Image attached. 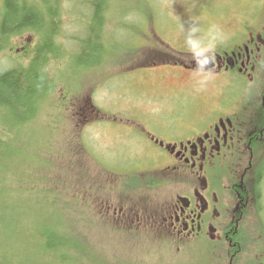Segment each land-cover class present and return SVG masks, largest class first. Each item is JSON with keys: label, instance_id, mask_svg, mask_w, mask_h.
Masks as SVG:
<instances>
[{"label": "rangeland", "instance_id": "1", "mask_svg": "<svg viewBox=\"0 0 264 264\" xmlns=\"http://www.w3.org/2000/svg\"><path fill=\"white\" fill-rule=\"evenodd\" d=\"M112 1L106 31L112 42L101 59L92 61L105 63L85 70L71 56L85 37L90 0H60L58 43L64 51L49 72L54 77L58 67L64 69L65 81L56 80L42 122L32 125L36 145L43 141L38 137L48 136L50 142L35 151L40 161L19 168L24 176L14 185L30 195L24 202L37 207L42 201L52 219L65 225L67 231H61L69 235L66 257L71 264H230L227 246L182 248L171 241L159 214L191 180L139 133L141 127L159 130L166 117L159 104L167 97L179 100L176 106L188 112L219 107L224 81L214 77L203 88L195 83L183 27L195 19L204 33L212 24L223 29L230 18L241 19L245 27L254 21L261 27L264 0ZM3 7L0 0V28ZM223 35V47L232 46L234 37L224 29ZM4 45L2 68L27 66L36 55L38 37L25 34ZM258 80L264 82V77ZM253 88L239 81L228 95L236 98ZM22 143L16 144L15 165L26 164L19 161L20 151L29 157V147ZM257 172L262 178L261 218H256L255 235L246 226L250 238L233 264H264V145L256 155Z\"/></svg>", "mask_w": 264, "mask_h": 264}, {"label": "flooded vegetation", "instance_id": "2", "mask_svg": "<svg viewBox=\"0 0 264 264\" xmlns=\"http://www.w3.org/2000/svg\"><path fill=\"white\" fill-rule=\"evenodd\" d=\"M224 25L234 43L219 46L211 65L214 77L224 81L219 107L188 112L176 106L179 100L164 98L166 117L159 133L142 127L139 134L191 180L159 214L171 241L182 248L202 243L206 248L227 246L233 264L243 253L245 238H250L246 226L250 224L255 235L263 210L256 155L264 145V82L258 80L264 77V25L257 27L254 21L245 27L238 18ZM239 81L257 87L256 96L253 88L229 97V89Z\"/></svg>", "mask_w": 264, "mask_h": 264}, {"label": "trees", "instance_id": "3", "mask_svg": "<svg viewBox=\"0 0 264 264\" xmlns=\"http://www.w3.org/2000/svg\"><path fill=\"white\" fill-rule=\"evenodd\" d=\"M60 4V0H4L0 54L10 38L25 34L37 36L38 45L29 65L12 69L0 66V264H48V257L55 259L50 264H71L66 257L69 235L61 231H67L65 225L63 228V224L52 219L47 211L50 207H42V201L37 207L24 202L23 198L30 195L14 185L18 177L24 176L19 168L24 170L29 162L40 161L35 151L49 146L48 136L38 137L43 140L38 145L32 141L37 136L32 125L38 120L42 122L56 80L65 81L64 69L58 67L54 77L49 72L52 61L59 60L64 51L58 43ZM87 5L90 19L85 37L80 41V50L71 56L85 70L105 63L92 61L98 56L101 59L112 42L108 41L106 31L114 9L112 0H90ZM21 142L29 147V157L27 152L20 151L19 161L23 159L26 164L15 165L16 144ZM40 208L46 210L37 212Z\"/></svg>", "mask_w": 264, "mask_h": 264}, {"label": "clouds", "instance_id": "4", "mask_svg": "<svg viewBox=\"0 0 264 264\" xmlns=\"http://www.w3.org/2000/svg\"><path fill=\"white\" fill-rule=\"evenodd\" d=\"M182 33L183 47L188 54L187 60L195 65L193 79L200 88H203L214 79L211 65L215 60L218 46L224 44L226 40L223 29L218 24H212L202 33L199 22L193 19L187 27H183Z\"/></svg>", "mask_w": 264, "mask_h": 264}, {"label": "bare ground", "instance_id": "5", "mask_svg": "<svg viewBox=\"0 0 264 264\" xmlns=\"http://www.w3.org/2000/svg\"><path fill=\"white\" fill-rule=\"evenodd\" d=\"M19 27V26H18Z\"/></svg>", "mask_w": 264, "mask_h": 264}]
</instances>
